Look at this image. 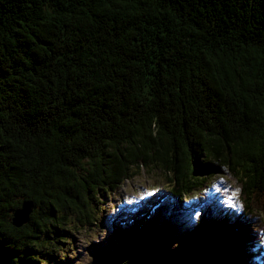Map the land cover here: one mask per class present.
Masks as SVG:
<instances>
[{"label":"trees","instance_id":"trees-1","mask_svg":"<svg viewBox=\"0 0 264 264\" xmlns=\"http://www.w3.org/2000/svg\"><path fill=\"white\" fill-rule=\"evenodd\" d=\"M221 165L244 219L206 216L170 254L159 218L158 239L94 264L264 258L252 218L264 217V0H0V264L56 258L43 247L64 245L65 229L89 223L93 193L140 166L183 197Z\"/></svg>","mask_w":264,"mask_h":264},{"label":"rangeland","instance_id":"rangeland-1","mask_svg":"<svg viewBox=\"0 0 264 264\" xmlns=\"http://www.w3.org/2000/svg\"><path fill=\"white\" fill-rule=\"evenodd\" d=\"M225 170L226 166L221 165L220 170L215 172L210 182L211 188L199 194L197 191L192 196L184 194V202L180 205H183L185 210L179 208L174 213L177 201L167 199L168 186L164 183L163 174L152 167L140 166V169L135 171L136 174L133 172L120 184L119 189L94 191L95 201L90 203L89 223L85 226L72 224L68 227L69 223L62 226L68 227L63 232L66 235L65 244L58 247L53 245L55 241L51 240L53 246L45 245L41 255L45 257L46 252L57 253L56 258L49 259L47 264H94L117 253L118 247L122 248V242L132 241L136 244L134 241L139 234V226L149 228L155 218L161 216L169 220L166 230L169 239L166 245L170 254L180 253L181 248L196 240L202 216L205 217L208 211L211 220L216 223L227 217L232 223L245 218L241 211L243 203L239 186L236 184L237 179L224 172ZM171 212L174 214L169 216ZM150 213L155 216H140H149ZM252 218L254 229H257L258 235L261 236L254 247L261 249L264 257V217L263 214L256 213ZM245 222L250 221L247 219ZM162 227V224L157 223V228L151 231L157 239ZM123 235H127V239H123ZM148 243L141 241L137 247L145 250ZM252 251L256 252L253 248ZM260 264L264 262L261 260Z\"/></svg>","mask_w":264,"mask_h":264},{"label":"water","instance_id":"water-1","mask_svg":"<svg viewBox=\"0 0 264 264\" xmlns=\"http://www.w3.org/2000/svg\"><path fill=\"white\" fill-rule=\"evenodd\" d=\"M32 208H33L32 202L23 203L22 207L16 210L14 213V217L12 219L14 225L21 227L22 225L27 223L30 219Z\"/></svg>","mask_w":264,"mask_h":264}]
</instances>
